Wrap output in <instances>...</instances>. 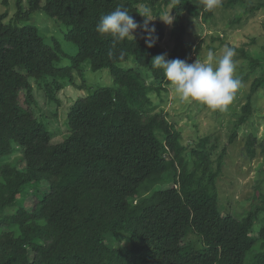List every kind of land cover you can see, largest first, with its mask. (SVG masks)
Instances as JSON below:
<instances>
[{
	"label": "trees",
	"instance_id": "16d2710c",
	"mask_svg": "<svg viewBox=\"0 0 264 264\" xmlns=\"http://www.w3.org/2000/svg\"><path fill=\"white\" fill-rule=\"evenodd\" d=\"M118 6L138 25L150 14L157 18L152 47L142 27L121 42L97 33L100 18ZM16 7L9 21L0 14V264H264V161L249 207L223 212L218 179L228 146L219 150L214 134L184 142L159 109L169 83L151 65L160 54L191 62L188 18L210 23L232 11L230 22L241 25L264 0H221L212 11L202 0H27L25 7L16 0ZM168 7L169 53L160 44ZM35 12L69 28L65 40L76 46L69 64L58 63L66 54L57 36L20 24ZM240 53L251 72L264 71V47ZM84 63L109 69L114 84L77 99L67 115L69 133L55 142L34 112L38 91L58 100L63 81L74 82ZM263 84L264 76L256 77L250 96ZM252 115L248 100L228 145ZM17 147L19 161H8ZM259 149L264 154V141L249 134L245 155L252 159ZM111 234L124 245L110 247Z\"/></svg>",
	"mask_w": 264,
	"mask_h": 264
},
{
	"label": "rangeland",
	"instance_id": "374dc122",
	"mask_svg": "<svg viewBox=\"0 0 264 264\" xmlns=\"http://www.w3.org/2000/svg\"><path fill=\"white\" fill-rule=\"evenodd\" d=\"M262 1L253 0V3L257 4ZM23 6H27V0H23ZM15 8L16 0H0V14L7 12L6 21L14 18ZM164 10L161 20L165 36L160 44L169 53L174 47L171 36L174 16L171 7ZM234 13L232 11L217 13L218 15L216 14L210 23L190 18L186 21V40L192 44L190 63H194L196 60L203 62L209 51L220 56L226 47L235 49L234 60L237 64L235 75L241 80V86L232 103L221 111L209 109L197 102H181L171 90L170 85L164 83L167 93L165 102L162 103L161 108L159 107L160 110H164L169 121L175 124L177 129L182 130L184 142L189 144L195 137L214 134L212 138H218L219 150L225 145L228 146L227 161L218 179L220 208L223 212L236 209L238 205L242 204L244 207H249L256 189L258 167L264 161L261 149L258 151L259 154L252 159L248 158L244 151L249 134L256 135L257 143L264 141V84L250 96L254 79L261 75L264 76V71L251 72L248 60L240 53L244 48H247L248 52L252 54L255 50H263L264 7L257 10L254 16L249 14L248 17L247 15L241 25L230 22L235 16ZM148 23L151 29H155L157 18L150 14ZM20 24H37L45 35L57 36L61 40L63 51L66 54H62V59L58 63L59 65L70 63V56L75 54L76 46L65 40V34L69 29L66 25L55 21L44 12L33 13L28 20L22 21ZM139 32V29L133 30V36L138 35ZM73 74L74 82L63 81L64 87L58 93V100L50 102L43 92L38 91L39 104L37 101L33 105L38 120L53 133L55 142L63 141L69 133L67 132V115L77 99L87 95L91 88L114 84L109 69L94 71L88 63H84L81 73L74 71ZM248 100H251L253 115L240 127L236 141L232 145H228L230 127L233 121L237 120L244 112ZM21 155L22 150L17 147L16 151L8 157V161L16 163ZM26 201L27 205L32 207L35 198L29 197ZM106 241L110 247L124 245V242L117 240L113 234L108 235Z\"/></svg>",
	"mask_w": 264,
	"mask_h": 264
},
{
	"label": "clouds",
	"instance_id": "9594fccd",
	"mask_svg": "<svg viewBox=\"0 0 264 264\" xmlns=\"http://www.w3.org/2000/svg\"><path fill=\"white\" fill-rule=\"evenodd\" d=\"M202 3L205 11H212L221 4V0H202ZM140 14L147 18L146 13ZM147 25L148 19L143 25H138L127 9L118 6L100 18L96 31L101 36H111L114 42H121L134 37L133 30L142 27L148 33L145 42L152 47L155 42L152 37L154 29H149ZM235 55L234 48L226 47L220 56L209 51L203 62L196 60L188 63L181 59H166V54H160L153 57L151 65L163 71L171 90L181 102H197L209 109L223 111L232 103L241 86V80L235 75Z\"/></svg>",
	"mask_w": 264,
	"mask_h": 264
}]
</instances>
